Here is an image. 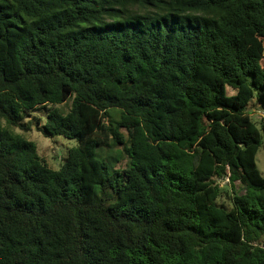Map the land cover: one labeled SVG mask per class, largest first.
<instances>
[{
	"label": "trees",
	"instance_id": "obj_1",
	"mask_svg": "<svg viewBox=\"0 0 264 264\" xmlns=\"http://www.w3.org/2000/svg\"><path fill=\"white\" fill-rule=\"evenodd\" d=\"M253 101L264 0H0V264H264ZM42 108L58 170L6 128Z\"/></svg>",
	"mask_w": 264,
	"mask_h": 264
},
{
	"label": "rangeland",
	"instance_id": "obj_2",
	"mask_svg": "<svg viewBox=\"0 0 264 264\" xmlns=\"http://www.w3.org/2000/svg\"><path fill=\"white\" fill-rule=\"evenodd\" d=\"M227 94L229 96L234 95L235 92L231 90L230 88H227ZM71 100L68 99L65 104H62L60 106H57L58 109H60L62 112L67 113L70 109ZM49 107H47L48 109ZM250 113H251V119L256 124L258 128L261 127L262 124H264V112L260 108V106L256 102H251L249 105ZM117 109L110 110V121L111 123L116 122L118 119V111ZM45 108H42L40 111L36 112L33 111L30 113V116L26 117L24 121H22L20 124H25L29 127L28 131H22L19 129V127H6L8 131L13 134L20 136L21 138L32 142L36 146V152L41 161L47 165L48 168L52 170H58L65 162L67 157V152L69 149L74 148L77 146V140L75 139H66L61 136H46L44 135L39 129L44 124L45 121V114L44 112ZM109 121L108 124H111ZM39 124V125H38ZM4 127L5 125L2 124ZM102 157L105 159L106 164L112 166L114 164L113 160L109 157H116L117 151L116 149H103V151L100 153ZM98 159H100L98 157ZM101 160V159H100ZM127 158L123 156L121 158L120 162L116 164V167L124 168L126 164ZM256 166L261 173L262 177H264V146H262L259 149V152L256 155L255 158ZM219 184L221 187H225L228 189L229 194L233 196L234 195H241L244 192L243 186L240 182H235L232 186L231 183L228 182V180L219 181ZM221 201L224 202V199Z\"/></svg>",
	"mask_w": 264,
	"mask_h": 264
}]
</instances>
